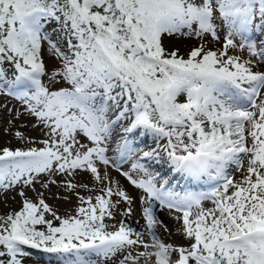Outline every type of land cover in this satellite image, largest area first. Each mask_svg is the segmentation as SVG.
I'll return each mask as SVG.
<instances>
[{
    "label": "snow or ice",
    "instance_id": "obj_1",
    "mask_svg": "<svg viewBox=\"0 0 264 264\" xmlns=\"http://www.w3.org/2000/svg\"><path fill=\"white\" fill-rule=\"evenodd\" d=\"M254 35L264 0H0V96L20 105L3 131L29 145L0 148V195L21 204L0 215V264H22L25 246L59 264L118 254L119 264H264V70H254L264 39ZM173 39L197 43L181 54ZM21 116L41 138L12 130ZM145 136L155 147L134 146ZM112 170L141 191L144 231L105 222L121 203L133 211ZM38 185L76 198L75 215L42 192L30 199ZM156 204L179 214L186 244L158 236Z\"/></svg>",
    "mask_w": 264,
    "mask_h": 264
},
{
    "label": "rangeland",
    "instance_id": "obj_2",
    "mask_svg": "<svg viewBox=\"0 0 264 264\" xmlns=\"http://www.w3.org/2000/svg\"><path fill=\"white\" fill-rule=\"evenodd\" d=\"M254 39H256L257 43L259 44L261 39H264V35H254ZM197 43L195 39H180V40H175L173 39L169 43V47H179L181 50V54L186 53L192 46H194ZM238 54V53H237ZM43 58L45 60L46 65L48 68H52L55 65V61L51 59L50 53L47 51L44 52ZM249 58L247 53L245 52L242 56V59H247ZM5 70L11 74L12 69L10 68L9 65L5 64L3 66ZM263 68V69H262ZM254 70L260 71L264 70V64H258L257 66L254 67ZM45 82H47V78H45ZM7 105V108L0 107V148L3 147H9L12 149L15 148H25L28 147L29 145H26L20 141H18L12 134H5L3 129L7 126V121L8 119L12 118L9 113L8 109L11 108L13 109L12 116L15 115V110L20 108L19 102L14 100L11 97L7 96H0V106L2 105ZM33 120L32 118L26 117V116H21L20 119L14 120L12 124V130H20L25 133L26 136L32 137L39 139L41 138L42 134L38 129H34L32 127ZM22 125H27V127H22ZM134 141L138 140L139 138V132L133 134L131 137ZM118 139V137H117ZM163 143V141H161ZM31 146H36V145H31ZM134 146H137L139 148H143V150H149L151 147H155V141L153 138H150L148 136H145L142 140L139 141L138 144H135ZM112 147H115V144L113 143ZM109 155L115 156L114 152H111ZM143 163L146 164V166L149 167L150 171H156L160 172L162 176H167L169 173L166 170V167L161 166V165H156L153 163H150L148 161H142ZM247 161L245 160V165ZM124 163V165H121L122 168H125L126 170H129V164ZM129 167V168H128ZM162 170V171H161ZM113 172L117 173L118 175L120 173L116 172L115 170H112ZM136 175V174H134ZM232 175L236 178H240V173L239 172H233ZM121 176V175H119ZM122 177V176H121ZM91 185V186H90ZM89 185V188H93L92 184ZM176 190H179L177 188ZM193 190H201L199 188L193 189ZM42 192L44 195V199L46 202L55 210L60 216H67V215H75V209L79 205V201L73 197L71 200H65L63 197L67 195L63 191V189H57L55 186H52L51 189H44L40 187L39 185L36 188V191L28 190V196L32 200H37L38 196L37 193ZM81 195L88 196V195H95L97 194L96 192L92 191H85L84 189L80 190ZM88 195H87V194ZM141 191L139 190L138 193H134L133 195H129L133 198V204H132V209L135 210L137 206V216H138V221L139 223L136 225V223L133 222L132 218L130 216L124 215L123 213L126 212L127 205L121 203L122 205H119L118 208L115 210L116 213V218L115 220H108L106 218L105 222L109 225L115 224L117 227L119 226V222L122 220L126 221L128 225H130L132 228L136 229L137 231H144L145 230V221L142 216V205L139 201V197L141 195ZM15 195V193L9 192L6 194L0 195V215H5L9 213L10 211H15L19 210L21 204H20V197L15 196V199L12 197ZM139 195V197H138ZM114 199H117L116 197H113ZM73 202V203H72ZM75 202V203H74ZM205 207H211V203L208 201H205ZM136 204V205H135ZM166 209V208H165ZM141 211V212H140ZM157 211H159V208L156 209L155 214L157 215V218L162 222L161 225L157 226V234L158 236L165 242V243H172L174 245H181V244H186L187 241H185L180 234L179 229L181 228V222L177 221L175 219V213L168 212L169 210L166 209L164 211V214L158 215ZM162 212V211H160ZM133 213V211H132ZM121 214L120 216H118ZM128 217V218H127ZM46 218L51 219V216H47ZM130 218V219H129ZM58 223V222H56ZM176 225L177 228L172 229L173 224ZM135 224V225H134ZM41 227L42 226H38ZM138 227V228H136ZM113 230V229H109ZM175 232H179V235L181 236H176ZM144 239L146 242L151 243L150 237L147 235L144 236ZM25 251H28L31 253L30 256L27 257H22L20 258L22 260V264H59L56 254H49V253H44L42 251L36 250V249H29L25 246ZM143 251L142 248H135L132 250L133 255L136 254V252ZM126 254V253H125ZM123 256L118 254L116 257L113 258L112 261H109L108 264H119V260L122 259ZM142 264V262H141Z\"/></svg>",
    "mask_w": 264,
    "mask_h": 264
},
{
    "label": "bare ground",
    "instance_id": "obj_3",
    "mask_svg": "<svg viewBox=\"0 0 264 264\" xmlns=\"http://www.w3.org/2000/svg\"><path fill=\"white\" fill-rule=\"evenodd\" d=\"M263 69V68H262ZM151 138V137H150ZM111 153V152H110ZM109 153V154H110ZM111 156V155H110ZM115 157V156H114ZM130 163L131 162H126V164L128 165L129 164V167H130ZM126 165V166H127ZM128 167V168H129ZM123 170H126L125 168H122ZM162 171V170H161ZM135 174V173H134ZM133 174V175H134ZM120 175V174H119ZM117 173H115V172H113L112 171V177H113V180H115V181H118L119 182V187L120 188H122V189H124L129 195H133L134 193H138V191H139V189H136V188H134L128 181H127V179L125 178V177H123L122 175V177L121 176H119ZM90 185V184H89ZM91 186V185H90ZM93 186V185H92ZM114 187H115V185H113ZM86 191V190H85ZM87 194V193H86ZM88 195V194H87ZM138 197H139V195H138ZM73 199V198H72ZM113 200H115L114 198H113ZM73 203V202H72ZM75 203V202H74ZM206 204V203H205ZM208 204V203H207ZM206 204V205H207ZM122 205V204H121ZM136 205V204H135ZM209 206V205H208ZM207 206V207H208ZM143 207V206H142ZM155 211H156V209L157 208H159V211H157V213H158V215H162V214H164V211L166 210V209H161L160 207H159V205L158 204H156L155 206ZM160 211H162V212H160ZM141 212V211H140ZM169 212V211H168ZM121 214H119L118 216H120ZM177 215H179L178 213H175V216H177ZM128 218V217H127ZM130 218H132V220H133V222L134 223H136V225L139 223V221H138V216H137V206H136V209L135 210H133V213H132V215L130 216ZM129 218V219H130ZM122 219H126V218H122ZM111 221V220H110ZM126 222V221H125ZM135 225V224H134ZM172 225V229H175V228H177L176 227V225H174V223L173 224H171ZM136 228H138V227H136ZM139 229V228H138ZM175 235L176 236H180L179 235V232H175ZM181 237V236H180Z\"/></svg>",
    "mask_w": 264,
    "mask_h": 264
}]
</instances>
